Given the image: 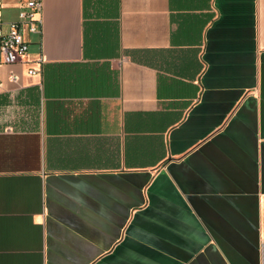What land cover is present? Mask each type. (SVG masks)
I'll list each match as a JSON object with an SVG mask.
<instances>
[{"label": "crops", "instance_id": "obj_1", "mask_svg": "<svg viewBox=\"0 0 264 264\" xmlns=\"http://www.w3.org/2000/svg\"><path fill=\"white\" fill-rule=\"evenodd\" d=\"M42 3L0 50V264H264V0Z\"/></svg>", "mask_w": 264, "mask_h": 264}, {"label": "built area", "instance_id": "obj_2", "mask_svg": "<svg viewBox=\"0 0 264 264\" xmlns=\"http://www.w3.org/2000/svg\"><path fill=\"white\" fill-rule=\"evenodd\" d=\"M22 7L19 20L10 23L7 31H4L0 23V50L5 64L27 63L29 51L25 32H40L42 0H27ZM28 73L34 75L36 70L30 69ZM10 79L12 81L18 80L14 75H11Z\"/></svg>", "mask_w": 264, "mask_h": 264}]
</instances>
